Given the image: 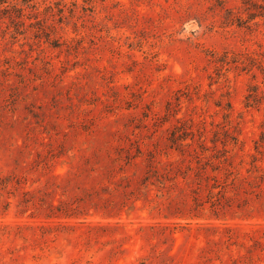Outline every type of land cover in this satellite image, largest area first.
<instances>
[{
	"label": "rangeland",
	"instance_id": "rangeland-1",
	"mask_svg": "<svg viewBox=\"0 0 264 264\" xmlns=\"http://www.w3.org/2000/svg\"><path fill=\"white\" fill-rule=\"evenodd\" d=\"M243 2H0V264H264Z\"/></svg>",
	"mask_w": 264,
	"mask_h": 264
},
{
	"label": "trees",
	"instance_id": "trees-1",
	"mask_svg": "<svg viewBox=\"0 0 264 264\" xmlns=\"http://www.w3.org/2000/svg\"><path fill=\"white\" fill-rule=\"evenodd\" d=\"M8 1L9 0H0V2L2 4L8 3ZM29 1H31V0H24V2H29ZM243 3L245 4V6H247L248 9H254L255 10L254 12H251V15H252L253 19H255L257 17H264V0H244ZM20 18H21V16H20ZM20 22H22V21H20ZM226 54H228V53H226ZM221 61L230 63L227 60H220V62ZM234 62H236V61H234ZM258 68L264 74V66L262 64H259ZM259 89L260 88H259L258 85H254L249 90V93H248V95L246 97L248 105H256L259 102H261L262 100H264V91H260ZM263 143H264V133L262 134L261 144H258L257 148L259 146H263Z\"/></svg>",
	"mask_w": 264,
	"mask_h": 264
}]
</instances>
